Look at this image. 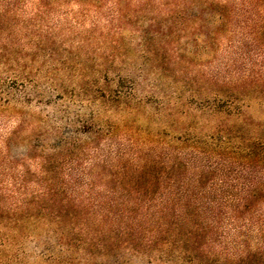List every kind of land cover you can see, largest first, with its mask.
<instances>
[{
  "label": "rangeland",
  "instance_id": "rangeland-1",
  "mask_svg": "<svg viewBox=\"0 0 264 264\" xmlns=\"http://www.w3.org/2000/svg\"><path fill=\"white\" fill-rule=\"evenodd\" d=\"M231 91L241 113L206 106ZM223 133L264 142V0H0V264H189L92 247L126 226L123 206L152 214L200 174L223 202L264 183ZM247 217L215 229L229 262L264 251V205Z\"/></svg>",
  "mask_w": 264,
  "mask_h": 264
},
{
  "label": "trees",
  "instance_id": "trees-1",
  "mask_svg": "<svg viewBox=\"0 0 264 264\" xmlns=\"http://www.w3.org/2000/svg\"><path fill=\"white\" fill-rule=\"evenodd\" d=\"M222 95L216 92L213 99L205 103L206 106L216 113L242 112L245 102L243 94L231 91ZM221 136L223 139L216 144V147L224 149L223 152L229 151L236 157L241 152L238 157L243 156L251 161L261 160L264 162V142L242 134L239 139H235V142L230 141L228 134L224 135L223 133ZM234 137L237 138V136ZM245 141L249 143L244 145ZM180 168L187 170L188 164L176 159L168 171L171 183H176L173 173L174 170ZM142 174L147 176L146 172H142ZM161 177H156L158 183H160ZM205 179L207 180V178ZM206 180L200 174L190 186L177 187V191L173 193L174 196L169 201L157 206L152 214L149 213L152 209L151 202L130 204V207L123 206L125 213L123 215L121 213L122 216H119L124 221L128 220L126 226L112 235L107 242L101 245L93 244L92 249L99 247L102 254L108 257L115 255L117 251L128 249L137 254L156 253L160 260L177 256L189 264H264V251L261 249L250 250V248L239 251L236 254L237 261L229 262L227 258L231 254L228 252L227 245L230 238L225 233L215 232V229L221 228V222L225 220H228L232 230L241 232L243 228L247 229L249 222L247 215L264 205V183L255 186L243 184L234 187L232 188L234 193L225 196L226 202H223L224 200L216 188L211 187V190L207 188L208 180ZM155 190L156 188L146 185L142 193L157 196L158 193H155ZM63 207L53 212L56 219L62 220L65 216L71 219L76 218V213L71 211L68 206ZM145 207L149 211L140 214V209ZM252 217L255 220L254 216ZM66 238H61V246H72L74 242L84 243L81 238L73 237L69 240ZM237 238L245 245L244 234H239ZM219 247L220 249H218ZM117 264H125V262L118 260Z\"/></svg>",
  "mask_w": 264,
  "mask_h": 264
}]
</instances>
